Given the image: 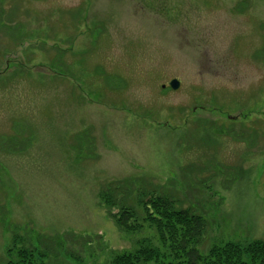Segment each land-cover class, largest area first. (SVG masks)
<instances>
[{
	"label": "rangeland",
	"instance_id": "1",
	"mask_svg": "<svg viewBox=\"0 0 264 264\" xmlns=\"http://www.w3.org/2000/svg\"><path fill=\"white\" fill-rule=\"evenodd\" d=\"M109 182L202 215L203 255L264 240V0H0V263L163 250Z\"/></svg>",
	"mask_w": 264,
	"mask_h": 264
},
{
	"label": "trees",
	"instance_id": "2",
	"mask_svg": "<svg viewBox=\"0 0 264 264\" xmlns=\"http://www.w3.org/2000/svg\"><path fill=\"white\" fill-rule=\"evenodd\" d=\"M128 193L122 184L109 182L99 196L117 228L137 232L148 223L155 229L163 250L158 246H140L114 255L110 264H264V240L254 239L246 244L226 242L212 246L203 255L197 248L207 228L202 215L177 207L172 196L157 191H140L132 199ZM113 208L117 211L112 212ZM19 255L17 264H36L27 252Z\"/></svg>",
	"mask_w": 264,
	"mask_h": 264
},
{
	"label": "water",
	"instance_id": "3",
	"mask_svg": "<svg viewBox=\"0 0 264 264\" xmlns=\"http://www.w3.org/2000/svg\"><path fill=\"white\" fill-rule=\"evenodd\" d=\"M169 85L171 88L176 89L179 86V81L173 78L169 81Z\"/></svg>",
	"mask_w": 264,
	"mask_h": 264
}]
</instances>
